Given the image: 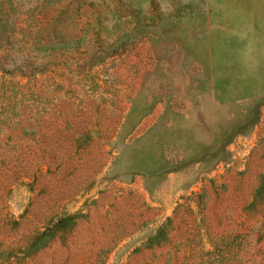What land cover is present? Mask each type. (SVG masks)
Wrapping results in <instances>:
<instances>
[{"label":"rangeland","instance_id":"374dc122","mask_svg":"<svg viewBox=\"0 0 264 264\" xmlns=\"http://www.w3.org/2000/svg\"><path fill=\"white\" fill-rule=\"evenodd\" d=\"M0 264H264V0H0Z\"/></svg>","mask_w":264,"mask_h":264}]
</instances>
